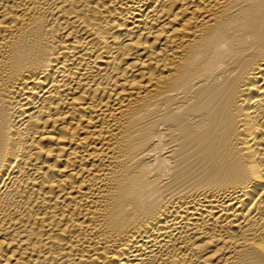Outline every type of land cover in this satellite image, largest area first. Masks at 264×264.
Listing matches in <instances>:
<instances>
[{"label":"bare ground","instance_id":"obj_1","mask_svg":"<svg viewBox=\"0 0 264 264\" xmlns=\"http://www.w3.org/2000/svg\"><path fill=\"white\" fill-rule=\"evenodd\" d=\"M0 264H264V0H0Z\"/></svg>","mask_w":264,"mask_h":264}]
</instances>
